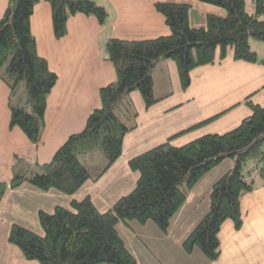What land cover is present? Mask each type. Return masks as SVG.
<instances>
[{"label": "trees", "instance_id": "1", "mask_svg": "<svg viewBox=\"0 0 264 264\" xmlns=\"http://www.w3.org/2000/svg\"><path fill=\"white\" fill-rule=\"evenodd\" d=\"M39 1L44 0H18L13 7L9 0L0 18V78L10 90L9 126L20 128L34 144L42 139L47 96L57 80L38 54L31 32L30 17ZM45 1L51 5L56 38L66 34L67 18L72 14L92 15L99 23L105 20L104 7L94 0ZM199 1L221 7L225 14H206L204 25L192 26L189 5L157 1L154 7L163 15L169 34L142 40L109 38L104 48L114 66L115 80L100 88V105L87 116L83 129L71 134L48 162L17 157L9 182L0 181V200L7 189L23 182L72 196L86 181L99 179L122 154L125 134L136 127V123L126 124L119 113L120 105L128 110L131 107L124 101L125 95L137 91L145 109L161 99L154 94L151 70L155 62H174L182 90L190 86L194 68L220 63L228 47L233 60L264 65L249 43V39L264 41V0H251L250 10L246 0ZM260 88L130 157L127 165L138 173L136 184L106 210L100 211L89 195L72 197L68 208L56 206L50 213L38 212L43 235L12 224L8 241L26 259L39 264H138L117 224L151 222L166 233L187 191L230 158L233 166L210 187L207 212L182 241L186 253L198 249L208 262L216 259L222 222L229 219L239 229L240 197L264 185V104L251 99ZM240 103L248 107L249 114L233 128L205 133L179 145L172 143L173 138L213 121ZM250 158L255 163L244 171L243 165Z\"/></svg>", "mask_w": 264, "mask_h": 264}, {"label": "crops", "instance_id": "2", "mask_svg": "<svg viewBox=\"0 0 264 264\" xmlns=\"http://www.w3.org/2000/svg\"><path fill=\"white\" fill-rule=\"evenodd\" d=\"M94 1L104 7L106 11L105 20L99 23L95 16L82 13L72 14L67 18V32L61 38H56L53 32L50 3L44 0L34 5L30 17V26L35 38L37 52L46 60L49 70L57 75V80L47 96L42 139L38 144H34L29 141L20 128L9 126L10 90L0 78V181L9 182L13 173L12 167L17 157L35 160L39 163L48 162L55 150L71 134L83 129L87 116L100 105V88L115 80L114 66L107 59L104 48L109 38L142 40L169 34V28L164 22L163 15L154 7L155 2H175L189 5L188 19L192 26L204 25L206 14L219 16L225 14L223 8L199 0ZM8 4L9 0H0V18ZM232 62L236 66V63L241 61L232 60ZM215 65L221 66L222 62L206 66ZM204 66L197 68H204ZM195 70L197 69L192 70V72ZM151 75L154 94L161 99L145 109L143 99L137 91L129 94L130 103H134L137 109L135 118L131 119V124L136 123V127L125 134L123 149L127 142L128 146L131 147L132 144L135 145L136 142L140 141L139 136L132 135L142 123V121L139 122L140 117L143 121H148L153 130L152 134H154L151 136L155 141L153 145H156L166 137L217 113L201 118L192 114L190 107H188L192 98L185 99L183 97L181 99L178 96L177 98L181 100H176L175 91L179 90L180 84L172 60L166 59L155 62ZM160 76L167 78L169 85L172 86L171 92H159L157 87L161 84L158 80ZM236 102H240V100L238 99ZM186 105V113L181 115L189 116L187 117V124H183L185 121L182 123L173 122L181 117L180 114L177 115L176 111L179 113V109ZM244 106L246 105L244 104ZM122 107V105L119 106V113L125 122L126 106ZM173 113L176 117L163 124V128H159L155 124L159 119L170 118ZM191 131L193 130L187 132ZM187 132L173 138V141L178 140L181 135L183 136ZM118 159L105 173L111 170L120 160ZM128 159L125 160V165H122V161L116 165L118 171L115 174L118 182H114L115 186L112 187V191L118 184L123 186L127 177L135 178L138 175L137 172L136 174L129 169ZM226 160L228 159L224 160L227 162L225 165L219 164L207 172L187 191L185 202L172 217L166 233L160 232L151 222L134 225L136 230L143 231L144 239H141L135 235L136 231L133 232L134 228L130 226L132 222L130 225H125L130 229L127 231L136 236L135 238L138 240L136 242L140 245L141 256L139 259L132 252L138 264H264V185H258L240 197L239 207L242 225L239 229H236L229 219L222 222L218 233L220 253L216 259L208 262L200 250L194 249L192 252L186 253L182 248L184 238L208 210V194L211 185L233 166V160L232 162ZM103 175L97 180L99 181ZM97 180L86 181L72 196L56 188L42 190L29 182H23L15 188L7 189L0 200V264H39L36 260L26 259L21 250L8 241L11 225L17 224L36 234L43 235L38 212L42 210L50 213L56 206L68 208L72 197L81 199L85 195H89L93 202V196L96 199L104 198L103 195L92 190L93 186L97 184ZM130 187L129 184L126 189ZM124 189L123 187L122 190ZM104 204L106 205V203ZM112 204L109 202L105 210ZM143 240L150 241L153 250Z\"/></svg>", "mask_w": 264, "mask_h": 264}, {"label": "rangeland", "instance_id": "3", "mask_svg": "<svg viewBox=\"0 0 264 264\" xmlns=\"http://www.w3.org/2000/svg\"><path fill=\"white\" fill-rule=\"evenodd\" d=\"M246 8L247 10L252 9L251 0H246ZM249 41H250L249 42L250 48L256 52L257 58L259 60L264 59V41L256 40V39H249ZM232 60H233L232 48L228 47L227 56L225 57L224 60L221 61L222 62L221 66L205 65L204 68H197V67L194 68L197 70L193 72L191 71L190 73L191 75L190 86L186 90H182L179 85V90L175 91L176 94L175 98H177L178 96L181 99L183 97H185V99L192 98L191 103L189 104L188 107H190L192 114L201 118L229 107L238 99L241 101L246 95H248L249 93L258 89L261 86L263 87L260 88L254 94V96L252 95L253 98L251 97V99L255 103L264 104V66H256L258 64L248 63L244 61L237 62L235 66ZM197 74H201V75H197ZM158 80L161 83L157 87L159 92H171L172 86L169 85L167 78L160 76ZM128 95L129 94L125 95L124 98L125 102L129 101L130 95L129 96ZM181 99L177 98L176 100L179 101ZM176 100L174 101L177 102ZM131 104L132 105L130 109L129 110L126 109V116L124 117L126 124H131L133 118H135L134 113L137 110L135 107L136 105L134 103ZM186 107L187 105L181 107L179 109V113L178 111H176L177 115L186 113L187 110ZM248 113L249 110L246 106H244V104L236 105L230 108L228 111L222 113L219 117H217L209 124L197 128L189 133L187 132L183 136L181 135V137L176 141L172 140V143L179 145L205 133L224 132L236 126L240 121V119L246 116ZM174 117L176 116H174L173 113L171 114L170 118L159 119L158 122L155 120L157 122L155 124L159 128H163L162 125L169 122L170 119ZM187 117L189 116L181 115L180 119L177 118L173 122L182 123L185 121L183 124H187ZM141 121L142 123L138 126L137 130L134 131V134H132V135H136V137L139 136L141 142L138 141L135 143V145L132 144L131 147L128 146L127 144L128 142H127L125 144V148L122 151V154L120 155V157L122 158L119 157L120 160L118 159L119 161L116 162V164L111 168V170H109V172L107 173H104L103 177L99 181L97 180L98 181L97 184H95L92 188L93 191H96L97 194L100 193V195H103L104 197L102 199H96L93 196L94 203L96 204V207L100 211L105 210L109 202L114 203L120 196L130 192V190L136 184V179L138 175L135 178L127 177V181L123 186L118 184L115 190L112 191V187L115 186L114 182H118L115 174V172L118 171L116 169V165L120 164L121 161L123 165L127 158H130L138 154L139 152H142L154 146L153 144L155 143V141H153L154 139L151 138V136H154V134H152L153 131L152 128L150 127L148 121H143V119L140 117L139 122ZM126 155L128 156L126 157ZM226 161L232 162V159L228 158V160ZM225 163L227 162L224 161L220 165H225ZM254 163L255 160H253L252 158L248 159L246 163L243 165V170L246 171L250 169L254 165ZM129 184L131 185V187L126 189V186ZM123 187L125 188L124 190H122ZM104 203H106V205ZM134 225H140V224L136 221H133L130 226L134 228L133 232L136 231L135 232L136 236H139V238L144 239V235H142L143 231L136 230ZM117 229L128 249L131 251V253L134 252V254H136V256L139 259L141 256L140 245L138 244V242H136L138 241L137 238H135L136 236L130 234V232H128L130 229H128L127 226H125V224L123 225L122 222H119L117 224ZM143 241L149 248L151 249L153 248L150 241L148 240H143Z\"/></svg>", "mask_w": 264, "mask_h": 264}, {"label": "water", "instance_id": "4", "mask_svg": "<svg viewBox=\"0 0 264 264\" xmlns=\"http://www.w3.org/2000/svg\"><path fill=\"white\" fill-rule=\"evenodd\" d=\"M12 2H13V7H15L17 2H18V0H12Z\"/></svg>", "mask_w": 264, "mask_h": 264}]
</instances>
